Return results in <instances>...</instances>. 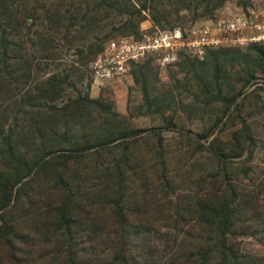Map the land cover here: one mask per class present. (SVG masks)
<instances>
[{"label":"trees","instance_id":"1","mask_svg":"<svg viewBox=\"0 0 264 264\" xmlns=\"http://www.w3.org/2000/svg\"><path fill=\"white\" fill-rule=\"evenodd\" d=\"M230 1L0 0V264H264L241 241L264 242L249 165L264 104L247 92L264 82V45L181 54L165 82L153 58L132 64L140 103L126 114L90 96L107 42Z\"/></svg>","mask_w":264,"mask_h":264},{"label":"built area","instance_id":"2","mask_svg":"<svg viewBox=\"0 0 264 264\" xmlns=\"http://www.w3.org/2000/svg\"><path fill=\"white\" fill-rule=\"evenodd\" d=\"M149 28H141L139 40L119 37L104 45L89 66L95 86L104 87L127 78L132 64L149 57L160 68H166L174 65L181 54L202 59L210 50L264 45V0H250L245 8L226 9L186 29L150 32Z\"/></svg>","mask_w":264,"mask_h":264},{"label":"rangeland","instance_id":"3","mask_svg":"<svg viewBox=\"0 0 264 264\" xmlns=\"http://www.w3.org/2000/svg\"><path fill=\"white\" fill-rule=\"evenodd\" d=\"M236 0L228 2L223 8L219 9L215 15L218 13L225 11L226 9H235L239 8L237 6ZM203 20H198L195 23L202 22ZM193 23V24H195ZM192 25V24H191ZM151 26L149 21L144 22L141 25V28H149ZM190 26V24L187 26H180L183 29H186ZM249 47V46H248ZM248 47L243 48L242 50L245 51ZM155 64V63H154ZM155 66H157L155 64ZM159 67V66H157ZM166 68H160V78L164 82L166 81L167 73ZM261 88V91H258L259 96L262 98L264 104V82L258 81L257 84L251 85L247 92H251L254 89ZM100 92H103L104 94H109L110 98L114 102L115 109L117 112L121 114L127 113L128 104L131 102L132 105H137L140 103V93L136 88L133 86L132 77L129 75L127 78L122 79L121 81L104 86V87H97L93 83L91 85V91L90 96L91 97H97ZM261 104V106H262ZM261 114L256 117V125L254 126L257 134V148L255 150V153L253 155L252 161L249 163L251 167L256 168L257 172L263 173L262 177L264 178V107L260 110ZM133 125L137 128H149L154 125H156V122L151 121L150 119H134L132 121ZM194 129L198 128V126H193ZM242 241V247L244 251L248 253H252L253 255L262 256L264 254V242L260 243L254 239L243 237L241 238Z\"/></svg>","mask_w":264,"mask_h":264}]
</instances>
